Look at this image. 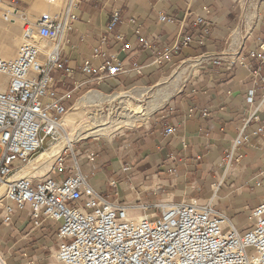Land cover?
<instances>
[{
    "label": "crops",
    "instance_id": "obj_1",
    "mask_svg": "<svg viewBox=\"0 0 264 264\" xmlns=\"http://www.w3.org/2000/svg\"><path fill=\"white\" fill-rule=\"evenodd\" d=\"M3 2L33 24L44 11L56 10L44 0ZM115 9L120 21L109 31ZM76 13L63 50L69 70L54 72L55 90L65 106L93 91L156 86L174 78L183 65L190 72L180 85L182 74L174 79L172 96L145 123L127 126L133 128L100 148H79L77 141V161L69 157L70 164L77 162L104 200L136 218L145 212L160 215L163 203L195 204L226 216L240 234L251 231V212L264 202V84L255 88L250 102L253 85L245 63H260L249 52L258 48L257 37L264 38V0H79ZM160 13L171 21H161ZM116 34L131 47L123 49ZM175 46L179 49L164 56ZM114 53L125 64L117 76L97 81V75L82 71L86 59L99 68ZM204 109L210 115L204 116ZM166 125L176 132L163 135ZM241 133L251 141L236 148L228 163L226 154ZM91 150L94 161L87 158ZM51 168L44 178L53 177ZM7 206L15 209L10 224L3 221ZM59 226L44 217L36 225L27 209L3 196L0 255L6 264H60Z\"/></svg>",
    "mask_w": 264,
    "mask_h": 264
},
{
    "label": "built area",
    "instance_id": "obj_2",
    "mask_svg": "<svg viewBox=\"0 0 264 264\" xmlns=\"http://www.w3.org/2000/svg\"><path fill=\"white\" fill-rule=\"evenodd\" d=\"M44 1L53 7L57 5V10L44 11L35 24L25 21L23 41L15 56L0 57V76L7 78L5 88L0 89V189L6 185L4 197L18 208L28 209L36 225L40 224L41 217L60 223L58 262L264 264V202L252 210L255 227L245 234H240L226 216L195 204L163 203L160 204V215L145 212L136 218L126 208L104 200L89 184L87 176L80 172L77 162L70 164V153L77 161L73 151L76 142L58 154L52 165L51 172L63 174L60 178L11 180L30 166L37 154L66 138L61 120L72 108L65 106L63 99L58 97L54 72L69 70V59L63 55V50L78 19L79 0ZM3 10L6 22L17 13L11 5ZM159 19L171 21L163 13L159 14ZM119 21L120 11L115 9L108 30L112 31ZM115 37L124 42L122 34ZM37 39L44 42L43 51L35 44ZM106 41L107 36H103L102 42ZM256 42L258 48L251 50L249 56L260 63H245L253 85L249 90L250 102L255 88L264 84V38L259 36ZM130 47L129 42H124L123 49ZM178 49V46L167 49L164 56ZM99 53L95 49V55ZM124 65L114 53L99 68H94L86 59L81 69L85 74L97 75L95 79L102 81L117 76L124 70ZM202 114L210 115L207 109ZM175 132L173 125L163 129L165 136ZM46 137H49L48 147H44ZM250 141V136L241 133L226 154L228 163L233 160L235 149ZM87 158L94 161V150L88 151ZM14 210L12 206L6 207L3 217L6 224H10ZM0 264H6L1 255Z\"/></svg>",
    "mask_w": 264,
    "mask_h": 264
},
{
    "label": "bare ground",
    "instance_id": "obj_3",
    "mask_svg": "<svg viewBox=\"0 0 264 264\" xmlns=\"http://www.w3.org/2000/svg\"><path fill=\"white\" fill-rule=\"evenodd\" d=\"M55 8L57 10V5H55ZM21 43L19 39H14L11 45H2L0 47V57L8 58L10 56H13L15 46H19V44ZM35 44L39 47L41 51H43L42 47L44 46V42L42 40H35ZM40 58H43V55H41ZM6 82L7 78L1 75L0 89L5 88ZM144 92L146 91L133 90L128 92H116L111 95H105L101 92L93 91L91 93L86 94L78 100V102L73 106V108H70L68 110V112L61 120V125L63 126V128L65 129V127H67L70 129V133H68L65 129L68 136L59 143L52 145L50 148L40 153L34 159V162L30 166H27L25 169L19 171L12 177L11 180L22 177L33 178V176L43 175L45 170L52 167L57 155L60 154L63 150H65L68 145L77 140L88 138L90 136L105 135L118 129L119 127H121L122 124L130 123L134 125L142 120H146L152 112L158 110L168 101V99L173 94V89L170 90L169 87H167L153 100H151L147 105L127 104L132 98H137ZM105 101L109 103L108 105L110 107L116 101H120V103L123 102L126 104V106L123 107V110L118 113H114L113 107H111L109 108L108 113L105 114L103 117L102 110L104 107L101 104ZM88 104H93V107L96 108V111H78V108ZM88 116H90V120L85 119Z\"/></svg>",
    "mask_w": 264,
    "mask_h": 264
},
{
    "label": "rangeland",
    "instance_id": "obj_4",
    "mask_svg": "<svg viewBox=\"0 0 264 264\" xmlns=\"http://www.w3.org/2000/svg\"><path fill=\"white\" fill-rule=\"evenodd\" d=\"M6 6H7L6 3L0 2V47L2 45H11L13 43L14 39H19V41L21 43L22 36H23V28H24V23H25V21H23L21 19L20 15H17V13H16V15L13 16L11 21L6 22L3 19V12H4L3 8H5ZM19 47H20V44H19V46H17V45L15 46V51H14V55L13 56H15V54L17 53ZM13 56H10L8 58H12ZM187 65H183L180 68L178 67V69L176 71V76H174V78H173V76L170 77V78H167L162 83H160V84H158L156 86H146V87L142 86V87L132 88V89H129L127 91H123V92H128V91H133V90H145L146 91L142 95H139V97L134 98V99L132 98L130 100V102H128L127 104H130V105H132V104L133 105H138V104L147 105L151 100H153L158 94H160L167 87L170 88L171 84L174 83V79L179 77L180 74H182L180 79H179V81H177V82H179V85H180L181 80L184 78V76H187V74L190 72V69H188L189 67ZM116 92H121V90H116V91H113V92H110V93H105V95H111V94H114ZM83 96H81V97H83ZM108 104L109 103L106 102V101L101 104L104 107L103 110H102V116L103 117H104L105 114L108 113V110L111 107H113L114 113H118V112L123 110V107L126 106L125 103H123V102L120 103V101L114 102L111 107ZM81 110H87V112H93V111H96V108L93 107V104H88V105H85V106H82V107L78 108V111H81ZM89 117L90 116H88L85 119L90 120ZM143 123H145V122L140 121V122L134 124V127L139 126L140 124H143ZM124 125H126V126H124ZM130 125H132V124H130V123L122 124L121 127H119L118 129H116V130H114V131H112L110 133H107L105 135L90 136V137L85 138V139L77 140L79 142H77V141H75V142H77V147H79V148L83 147V146L84 147H95V148L98 147V148H100V147L104 146V144L106 142H108L109 140L113 139L115 136L117 137L122 132V130H127L129 128H133V126L132 127H127V126H130ZM65 129L67 130L68 133H70V129L69 128L65 127ZM108 134L112 135V136H108ZM67 136H68V134H66L65 137H67ZM48 145H49V137H46L45 140H44V147H48ZM40 153H42V152H40ZM39 154H37L34 157V159ZM70 156L72 157L71 153H70ZM68 161H70V160H68ZM47 172H49V171H46V173L44 175H41V176L39 175V176L40 177H45L48 174ZM62 175L63 174L61 172H59V171H56L55 173H53V177L54 178H58V177L60 178ZM4 189H5V187L0 189V200H2V198L4 196V194H3L4 193Z\"/></svg>",
    "mask_w": 264,
    "mask_h": 264
},
{
    "label": "water",
    "instance_id": "obj_5",
    "mask_svg": "<svg viewBox=\"0 0 264 264\" xmlns=\"http://www.w3.org/2000/svg\"><path fill=\"white\" fill-rule=\"evenodd\" d=\"M3 187H5V188H6V185H4ZM3 187H2V188H3ZM4 190H5V189H4Z\"/></svg>",
    "mask_w": 264,
    "mask_h": 264
}]
</instances>
